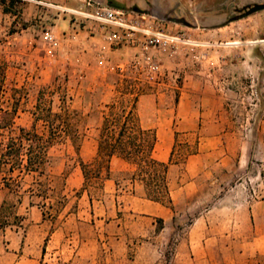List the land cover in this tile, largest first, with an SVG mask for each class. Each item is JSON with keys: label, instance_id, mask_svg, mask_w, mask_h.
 I'll list each match as a JSON object with an SVG mask.
<instances>
[{"label": "rangeland", "instance_id": "374dc122", "mask_svg": "<svg viewBox=\"0 0 264 264\" xmlns=\"http://www.w3.org/2000/svg\"><path fill=\"white\" fill-rule=\"evenodd\" d=\"M257 4L264 0H0L1 105L16 91L17 127L33 125L38 90L59 76L70 110H89L87 92L101 110L129 108L138 96L157 159L167 161L177 133L178 165L168 172L174 196L187 144L198 150L200 139L217 137L212 158H225L193 178L196 195L176 199L174 223L158 234L157 220L129 209L147 203L117 196L101 178L84 182L62 141L40 178L51 188H33L47 199L29 205L34 174L17 178L22 188L0 184L2 215L25 218L23 229L0 227V264H264V216L250 222L248 213L264 200V10L246 13ZM59 105L54 98L52 110ZM95 137L89 129L82 138L86 164ZM124 168L112 160L114 172Z\"/></svg>", "mask_w": 264, "mask_h": 264}, {"label": "trees", "instance_id": "16d2710c", "mask_svg": "<svg viewBox=\"0 0 264 264\" xmlns=\"http://www.w3.org/2000/svg\"><path fill=\"white\" fill-rule=\"evenodd\" d=\"M17 1V0H11ZM5 13H10L5 10ZM66 78L56 76L52 82L38 90L36 96L33 125L30 128L17 127L15 117L18 112L16 91L11 96L9 107L1 105L6 93L5 66L0 64V184L4 188H22V181L18 177L34 174L37 179L28 188L30 189V206L34 198L47 199L45 190L33 188H51L44 185L40 178L49 176L56 157L50 154L51 149L68 141L76 154V165L79 167L84 182L91 177L101 178L103 181H112L117 196L130 194L148 200L170 209H175L170 196L168 172L171 165H178L173 160L177 133H174V144L167 162H161L154 157L157 135L154 129L143 125L137 111L138 96L133 98L131 107L104 105L101 110L96 103V94L87 92L84 96V105L88 106L86 113L70 110L66 107L68 94ZM59 102L58 111L52 110L53 100ZM40 123L43 132L36 130ZM96 132V156L90 164L84 163L79 157V148L87 130ZM185 159L197 153L190 145H186ZM120 160L125 168L119 171L111 169L112 160ZM51 191V190H49ZM26 192V191H24ZM52 192V191H51ZM43 205L37 207L42 209ZM25 218L17 214L10 217L0 212V227L12 229L14 223L23 229ZM158 233L162 222L158 221ZM17 232V230H15Z\"/></svg>", "mask_w": 264, "mask_h": 264}, {"label": "crops", "instance_id": "0c3cea01", "mask_svg": "<svg viewBox=\"0 0 264 264\" xmlns=\"http://www.w3.org/2000/svg\"><path fill=\"white\" fill-rule=\"evenodd\" d=\"M204 141H199L198 143V151L194 155L188 156L183 164V172H182V178L181 183L179 185V188L176 190V195H173V191L170 189V196L173 201V204L176 208V199H190L194 197L198 191V188H193L192 185H194L193 178L202 174L205 172L207 165H210V163L218 164L222 163L224 159H213L212 158V151L218 148L219 140L217 137H207L204 139ZM170 155V153H169ZM155 157V156H154ZM156 158V157H155ZM169 158V156H168ZM167 158V161H168ZM157 159V158H156ZM161 162H167L165 160L157 159ZM173 166V165H172ZM174 167V166H173ZM212 173V172H211ZM210 179V178H208ZM106 183H112V181H105ZM195 187V186H194ZM115 190V188H114ZM131 198H136L139 201H142L147 204L139 205L134 207L132 204L129 209L131 212L139 213L144 218H151L155 219L157 221H161L163 227L166 225H171L175 221V209H170L165 206H162L160 204L144 200L135 196H130ZM126 204V201L122 200V203L120 206H123ZM188 204V203H187ZM188 211V208L186 209ZM249 213V220L250 222L256 221L257 218L264 216V200L260 202L259 206L251 207L248 209ZM198 220V219H197ZM207 223H205L206 225ZM191 224L190 226H192ZM207 226V225H206ZM163 230V228L161 229ZM161 230L158 232V234L161 232ZM253 240H257V236L253 237ZM187 242L190 243V237L187 238Z\"/></svg>", "mask_w": 264, "mask_h": 264}, {"label": "water", "instance_id": "95a60500", "mask_svg": "<svg viewBox=\"0 0 264 264\" xmlns=\"http://www.w3.org/2000/svg\"><path fill=\"white\" fill-rule=\"evenodd\" d=\"M264 10V4L261 5H254L250 10L247 12V15Z\"/></svg>", "mask_w": 264, "mask_h": 264}, {"label": "flooded vegetation", "instance_id": "af4514ba", "mask_svg": "<svg viewBox=\"0 0 264 264\" xmlns=\"http://www.w3.org/2000/svg\"><path fill=\"white\" fill-rule=\"evenodd\" d=\"M257 5H261V4H257ZM252 7H253V6H252ZM252 7H250V8H252ZM250 8L247 10V12L250 10ZM247 12H246V13H247ZM252 14H253V13H252ZM173 21L176 22L177 20L174 19Z\"/></svg>", "mask_w": 264, "mask_h": 264}]
</instances>
